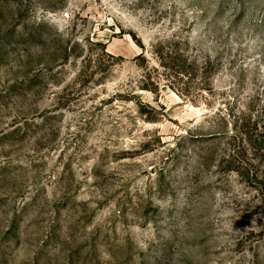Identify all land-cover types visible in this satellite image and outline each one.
Listing matches in <instances>:
<instances>
[{
  "label": "rangeland",
  "instance_id": "1",
  "mask_svg": "<svg viewBox=\"0 0 264 264\" xmlns=\"http://www.w3.org/2000/svg\"><path fill=\"white\" fill-rule=\"evenodd\" d=\"M0 264H264V0H0Z\"/></svg>",
  "mask_w": 264,
  "mask_h": 264
}]
</instances>
